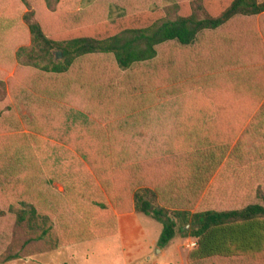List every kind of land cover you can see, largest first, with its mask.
<instances>
[{
    "label": "trees",
    "instance_id": "16d2710c",
    "mask_svg": "<svg viewBox=\"0 0 264 264\" xmlns=\"http://www.w3.org/2000/svg\"><path fill=\"white\" fill-rule=\"evenodd\" d=\"M172 1L173 17L114 22L78 0L0 11V67L31 74L29 91L63 138L45 148L39 120L0 137V177L22 186L0 219L15 216L26 245L116 236L120 216L137 213L162 223L161 248L178 233L195 239L188 264H264V0ZM54 5L57 15L45 13ZM4 86L0 76V118ZM77 100L85 105L67 107ZM163 107L176 124L171 149L135 153L129 134L146 137Z\"/></svg>",
    "mask_w": 264,
    "mask_h": 264
},
{
    "label": "rangeland",
    "instance_id": "374dc122",
    "mask_svg": "<svg viewBox=\"0 0 264 264\" xmlns=\"http://www.w3.org/2000/svg\"><path fill=\"white\" fill-rule=\"evenodd\" d=\"M176 4V1L172 0H78V9L85 15L101 16L114 22L120 20L122 16L128 15V13L138 12H163L168 17H173ZM58 7V5H54L51 10L45 7L44 11L47 14L52 13L51 15L54 16L59 12ZM2 10L20 13L24 11V6L20 0H0V11ZM39 13L41 15L42 10L39 9ZM22 70L20 66H15L14 63L0 67V76L5 81L4 89H2L3 103L1 108L4 110V117L0 118V137L17 133H30L39 120L40 125L43 126V134H38V137L43 140L44 147L49 149L56 145L63 146L61 133L56 134L51 131L53 123L49 119L50 115L42 112V109H45L47 105L43 101L40 103L35 101L29 91L31 89L30 84L24 80L25 76L31 74L24 70L22 72ZM76 98L85 100L82 96H76ZM166 99L168 100V98ZM167 100L165 101L166 104L171 103ZM75 102L67 104V107L78 109V107L85 105V102L80 100ZM170 110L169 107H163L162 111L156 113L154 123H149L145 127L146 133L143 134L147 135L146 137H141L136 132L129 134V140L133 143L135 153L141 156H159L171 149L177 131H174L176 124H173L165 116L171 115ZM57 121L60 119L57 118ZM55 129L61 130L60 125H57ZM137 150L142 153L137 152ZM23 162L26 164L27 161ZM20 187L22 186H18L17 189ZM51 189L56 193H63L65 190L61 183H54ZM16 190L8 185L7 178L0 177V205L3 208L15 200ZM139 220L144 227L146 236L144 239L137 240L138 246L130 247L120 237L111 236L47 250L43 248L45 247L43 242L26 245L28 238L26 230L16 225L15 216L7 214L0 219V264H150L156 260L160 264H172L173 262L179 264L182 255L186 258V253L191 248L188 245L178 248V245L184 243L182 239L184 237L180 233L165 247L169 249V256L163 258L158 253L159 250L163 249L159 246V239L163 231L162 223L145 214H140ZM120 230L119 218V233ZM184 239L189 240V238ZM154 241H158V245H155ZM192 243H196V240L194 239ZM140 248H151V261L141 258L135 253ZM10 252H18L20 257L5 262L4 258ZM130 253H133V256Z\"/></svg>",
    "mask_w": 264,
    "mask_h": 264
},
{
    "label": "crops",
    "instance_id": "0c3cea01",
    "mask_svg": "<svg viewBox=\"0 0 264 264\" xmlns=\"http://www.w3.org/2000/svg\"><path fill=\"white\" fill-rule=\"evenodd\" d=\"M139 219H140V214H137V213H131V214L124 215V216L120 217V229L121 230H120V233L116 236L120 237L122 239V241L130 247L138 246L139 243H137V240L140 238L144 239L146 236V232L144 230V227L140 223ZM182 239L184 240V243H183V245L182 244L178 245V248H180L181 246L185 247V245L189 246L190 243L194 242V239H192V238H189L188 241L185 240L184 238H182ZM153 243L155 245H158V241H154ZM190 248L192 249L193 247H190ZM135 253H137L139 257L141 256V258L147 259L148 261L152 260L151 248L150 249L140 248ZM158 253L163 258H167L169 256V249L163 248V249L159 250ZM188 253H189V250L186 253V258H184V255L181 256V258H180L181 262L179 264H188V261H187ZM130 254L133 256V253H130ZM132 261H133V259H132ZM150 264H160V263L158 260H156ZM172 264H177V263L173 262Z\"/></svg>",
    "mask_w": 264,
    "mask_h": 264
},
{
    "label": "water",
    "instance_id": "95a60500",
    "mask_svg": "<svg viewBox=\"0 0 264 264\" xmlns=\"http://www.w3.org/2000/svg\"><path fill=\"white\" fill-rule=\"evenodd\" d=\"M55 55H56L55 60H59L62 58V53L59 51H57Z\"/></svg>",
    "mask_w": 264,
    "mask_h": 264
},
{
    "label": "built area",
    "instance_id": "2783aa9c",
    "mask_svg": "<svg viewBox=\"0 0 264 264\" xmlns=\"http://www.w3.org/2000/svg\"><path fill=\"white\" fill-rule=\"evenodd\" d=\"M189 246L190 247L196 246V243H190Z\"/></svg>",
    "mask_w": 264,
    "mask_h": 264
}]
</instances>
